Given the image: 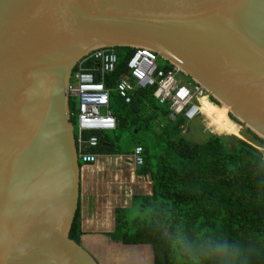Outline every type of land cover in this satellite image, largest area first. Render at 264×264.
I'll list each match as a JSON object with an SVG mask.
<instances>
[{
  "label": "water",
  "instance_id": "95a60500",
  "mask_svg": "<svg viewBox=\"0 0 264 264\" xmlns=\"http://www.w3.org/2000/svg\"><path fill=\"white\" fill-rule=\"evenodd\" d=\"M115 48L156 53L264 140V0H0V264H100L70 238L68 89L85 57Z\"/></svg>",
  "mask_w": 264,
  "mask_h": 264
},
{
  "label": "trees",
  "instance_id": "16d2710c",
  "mask_svg": "<svg viewBox=\"0 0 264 264\" xmlns=\"http://www.w3.org/2000/svg\"><path fill=\"white\" fill-rule=\"evenodd\" d=\"M114 51L119 57L116 71L103 78L97 73L96 79H103L110 90V108L116 117L127 120L125 130H149V143L136 141L122 148L105 132H86L85 137L98 138L99 145L93 151L99 155L130 156L136 147H142L144 164L135 174L151 180V193L133 194L129 207L116 208L114 230L106 235L123 245H150L154 264H264L261 151L245 140L210 131L203 142L190 141L184 132L186 120L170 118V105L154 98L155 87L138 88L132 101L126 103L119 95L117 81L135 49ZM85 67L96 68L97 64L90 61ZM188 81L194 83L190 78ZM210 101L220 105L211 96ZM76 113L77 101L71 99L77 137ZM229 117L231 126L243 127L264 147V140ZM83 234L79 204L70 238L81 244Z\"/></svg>",
  "mask_w": 264,
  "mask_h": 264
},
{
  "label": "built area",
  "instance_id": "2783aa9c",
  "mask_svg": "<svg viewBox=\"0 0 264 264\" xmlns=\"http://www.w3.org/2000/svg\"><path fill=\"white\" fill-rule=\"evenodd\" d=\"M158 57L148 49H135L127 61L126 71L117 81L120 97L130 103L138 88L155 87L154 98L160 104L170 105L172 120L181 116L192 122L202 117L203 100L210 102V94L202 85L183 82L179 78L182 75L179 68H161ZM90 61L95 62L97 67L86 68ZM118 63L119 57L114 50H96L78 64L71 79L68 92L70 99L77 101L78 157L85 166H94L99 161V154L93 151L98 147L99 140L96 136L86 138L85 133L115 131L118 128L117 117L110 108V90L103 79H96L97 73L102 78L107 73H114ZM252 146L261 151L264 159V147ZM130 156L134 169L143 166L142 147H136Z\"/></svg>",
  "mask_w": 264,
  "mask_h": 264
},
{
  "label": "rangeland",
  "instance_id": "374dc122",
  "mask_svg": "<svg viewBox=\"0 0 264 264\" xmlns=\"http://www.w3.org/2000/svg\"><path fill=\"white\" fill-rule=\"evenodd\" d=\"M158 64L163 68L170 65L168 61L161 57L158 60ZM179 78L182 79L183 82L189 80L184 74L179 76ZM212 104L218 111H220L221 119L227 123L231 128V131L233 130L236 135L222 129L219 123L213 124V119L203 114L202 117L200 116L192 122L186 121L184 132L190 141L196 143L203 142L210 131L224 136L237 137L241 140H245L249 144L260 146L246 134L243 127L234 125L236 127L234 128L229 124V113L224 106H217L214 103ZM105 134L109 135L113 140H116V144L120 147L127 148L136 141L149 143L151 132L146 129L138 131L134 128L129 130L117 128L115 131H106ZM127 158L129 159L131 156H114L111 157L110 161V157H108V162L104 164L103 162L106 158L101 156L99 157V162L95 164L102 166L99 172L98 167L85 166L82 163V177H85V182L92 184L91 187H89V185L88 187L92 190L94 196L98 195V198H104V196L108 195V199H114L117 201L121 200L124 204L125 199L130 202L131 195L149 191L151 185L148 183V179L144 181L145 184L138 183V180L133 183L130 182L134 167L127 162ZM132 216H135V214H132ZM90 251L100 264H154L153 250L151 246L148 245L128 246L121 243H109L106 248H90Z\"/></svg>",
  "mask_w": 264,
  "mask_h": 264
},
{
  "label": "crops",
  "instance_id": "0c3cea01",
  "mask_svg": "<svg viewBox=\"0 0 264 264\" xmlns=\"http://www.w3.org/2000/svg\"><path fill=\"white\" fill-rule=\"evenodd\" d=\"M101 156L106 158L104 159L103 162L104 164L108 162L107 159L108 157H110L109 161L111 160V157H114L108 154L99 155V157ZM93 167H98L99 169L98 172H99L102 166L94 165ZM82 170L83 168L81 169V196H80L82 230L84 232L81 238L82 245L84 246V248H86L89 251L90 248H106L108 247L109 243H115L106 235L114 230L115 209L129 207L131 203V197H130V202L125 199L123 204L121 200L117 201L114 199H108L107 194H106L107 196H104V198H100V197L98 198V195L94 196L92 190L89 189V187H91L92 184L90 183L88 184L87 182H85V177L84 176L82 177ZM135 171L136 169H134V172L131 175V180H130L131 183L138 180V183L145 184L144 181L148 179L147 181H149L148 183L151 185V180L147 176H137L135 174ZM150 193H151V186L148 192L142 194H150Z\"/></svg>",
  "mask_w": 264,
  "mask_h": 264
},
{
  "label": "bare ground",
  "instance_id": "6f19581e",
  "mask_svg": "<svg viewBox=\"0 0 264 264\" xmlns=\"http://www.w3.org/2000/svg\"><path fill=\"white\" fill-rule=\"evenodd\" d=\"M203 114L209 118L213 119V124L219 123L221 125L222 129L227 130L228 132H230L231 134L236 135L235 132H233V130L231 131V128L227 125V123H225L221 117H220V111H218L214 105L211 102H207L206 99L203 100ZM228 112L229 109L227 107H224Z\"/></svg>",
  "mask_w": 264,
  "mask_h": 264
}]
</instances>
